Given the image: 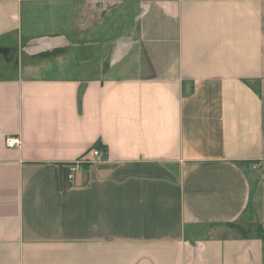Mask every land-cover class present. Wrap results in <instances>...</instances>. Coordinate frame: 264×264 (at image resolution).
Listing matches in <instances>:
<instances>
[{
	"label": "crops",
	"instance_id": "0c3cea01",
	"mask_svg": "<svg viewBox=\"0 0 264 264\" xmlns=\"http://www.w3.org/2000/svg\"><path fill=\"white\" fill-rule=\"evenodd\" d=\"M0 57V264H264V0H0Z\"/></svg>",
	"mask_w": 264,
	"mask_h": 264
},
{
	"label": "built area",
	"instance_id": "2783aa9c",
	"mask_svg": "<svg viewBox=\"0 0 264 264\" xmlns=\"http://www.w3.org/2000/svg\"><path fill=\"white\" fill-rule=\"evenodd\" d=\"M5 145L7 148H19L21 146V141L16 137H7L5 140ZM93 156L98 159H102L104 157V152L100 150H94ZM71 171L74 172V169H71ZM70 178L72 179L73 176L70 175Z\"/></svg>",
	"mask_w": 264,
	"mask_h": 264
},
{
	"label": "rangeland",
	"instance_id": "374dc122",
	"mask_svg": "<svg viewBox=\"0 0 264 264\" xmlns=\"http://www.w3.org/2000/svg\"><path fill=\"white\" fill-rule=\"evenodd\" d=\"M0 59H2L1 57H0ZM2 61V60H1ZM1 69H3V68H1ZM5 73V71H1V74H3L4 75V73ZM256 226H254V229H253V234L255 233V230H256ZM258 234H259V230H258ZM263 241H264V239H262Z\"/></svg>",
	"mask_w": 264,
	"mask_h": 264
},
{
	"label": "trees",
	"instance_id": "16d2710c",
	"mask_svg": "<svg viewBox=\"0 0 264 264\" xmlns=\"http://www.w3.org/2000/svg\"><path fill=\"white\" fill-rule=\"evenodd\" d=\"M259 237H260L261 239H264V236H263V234H262V230H261V229L259 230Z\"/></svg>",
	"mask_w": 264,
	"mask_h": 264
}]
</instances>
